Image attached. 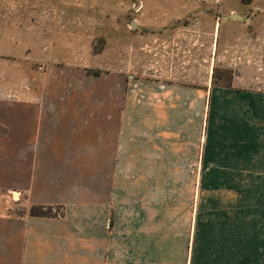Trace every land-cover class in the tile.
I'll use <instances>...</instances> for the list:
<instances>
[{
  "label": "crops",
  "instance_id": "1",
  "mask_svg": "<svg viewBox=\"0 0 264 264\" xmlns=\"http://www.w3.org/2000/svg\"><path fill=\"white\" fill-rule=\"evenodd\" d=\"M5 38L0 264H264V90L146 83L125 89L130 101H69L82 71L47 66L38 89L6 86L21 48ZM9 191L65 214L8 212Z\"/></svg>",
  "mask_w": 264,
  "mask_h": 264
},
{
  "label": "rangeland",
  "instance_id": "2",
  "mask_svg": "<svg viewBox=\"0 0 264 264\" xmlns=\"http://www.w3.org/2000/svg\"><path fill=\"white\" fill-rule=\"evenodd\" d=\"M0 17V33L21 48L17 61L6 62L19 70L18 78L5 79L9 87L38 89L52 66L85 75L69 101L91 102L94 90L102 101H130L125 89L146 83L264 90V0H0ZM117 79L120 94L109 99L104 93ZM4 202L21 216L65 214L63 206L29 205L19 191Z\"/></svg>",
  "mask_w": 264,
  "mask_h": 264
},
{
  "label": "water",
  "instance_id": "3",
  "mask_svg": "<svg viewBox=\"0 0 264 264\" xmlns=\"http://www.w3.org/2000/svg\"><path fill=\"white\" fill-rule=\"evenodd\" d=\"M229 19H238V20H240L241 18L236 16V15H231V16H229ZM131 25L133 26V24H131Z\"/></svg>",
  "mask_w": 264,
  "mask_h": 264
},
{
  "label": "built area",
  "instance_id": "4",
  "mask_svg": "<svg viewBox=\"0 0 264 264\" xmlns=\"http://www.w3.org/2000/svg\"><path fill=\"white\" fill-rule=\"evenodd\" d=\"M199 2H202V3H207L209 0H198ZM18 195V194H17Z\"/></svg>",
  "mask_w": 264,
  "mask_h": 264
}]
</instances>
